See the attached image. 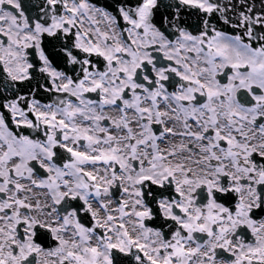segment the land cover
Instances as JSON below:
<instances>
[{
    "label": "snow or ice",
    "instance_id": "obj_1",
    "mask_svg": "<svg viewBox=\"0 0 264 264\" xmlns=\"http://www.w3.org/2000/svg\"><path fill=\"white\" fill-rule=\"evenodd\" d=\"M0 264H264V0H0Z\"/></svg>",
    "mask_w": 264,
    "mask_h": 264
}]
</instances>
